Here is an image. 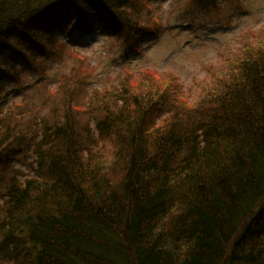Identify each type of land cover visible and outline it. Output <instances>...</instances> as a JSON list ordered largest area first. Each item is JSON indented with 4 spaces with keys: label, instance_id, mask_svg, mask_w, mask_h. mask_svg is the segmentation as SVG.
Masks as SVG:
<instances>
[{
    "label": "trees",
    "instance_id": "obj_1",
    "mask_svg": "<svg viewBox=\"0 0 264 264\" xmlns=\"http://www.w3.org/2000/svg\"><path fill=\"white\" fill-rule=\"evenodd\" d=\"M136 3L0 0V264H264V43L195 101L152 70L48 71L100 27L141 50L159 27ZM29 150L34 176H9Z\"/></svg>",
    "mask_w": 264,
    "mask_h": 264
},
{
    "label": "rangeland",
    "instance_id": "obj_2",
    "mask_svg": "<svg viewBox=\"0 0 264 264\" xmlns=\"http://www.w3.org/2000/svg\"><path fill=\"white\" fill-rule=\"evenodd\" d=\"M144 2L149 7L145 11L144 6L136 3L141 16L155 18L159 29L143 41L138 47L141 50L127 52L130 48L123 37L100 27L93 37L69 40L65 61L52 66L49 73L57 75L70 68L88 67L92 70L90 87L103 89L120 87L127 81L139 82L147 70H152L169 76L171 88L177 87L195 101L220 71L242 55L243 49L264 43V0H216L215 5L207 8L192 0ZM56 52L62 54L63 49ZM29 77L28 81L33 79ZM34 83L39 85L40 81ZM53 84L49 82V87L55 88ZM31 91H12L2 111L23 103ZM33 154L29 150L15 161L9 176L14 174L20 181L34 176L28 166L34 161ZM3 187L0 182V191Z\"/></svg>",
    "mask_w": 264,
    "mask_h": 264
}]
</instances>
